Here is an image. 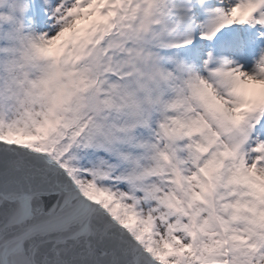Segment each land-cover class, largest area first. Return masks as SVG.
I'll return each mask as SVG.
<instances>
[{"label": "snow or ice", "instance_id": "obj_1", "mask_svg": "<svg viewBox=\"0 0 264 264\" xmlns=\"http://www.w3.org/2000/svg\"><path fill=\"white\" fill-rule=\"evenodd\" d=\"M0 264H264V0H0Z\"/></svg>", "mask_w": 264, "mask_h": 264}]
</instances>
